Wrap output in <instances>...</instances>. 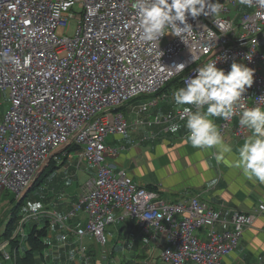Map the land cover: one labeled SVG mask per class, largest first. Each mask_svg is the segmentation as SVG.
I'll use <instances>...</instances> for the list:
<instances>
[{
    "label": "built area",
    "instance_id": "built-area-1",
    "mask_svg": "<svg viewBox=\"0 0 264 264\" xmlns=\"http://www.w3.org/2000/svg\"><path fill=\"white\" fill-rule=\"evenodd\" d=\"M211 2L220 4L218 15L186 14L190 31H173L151 42L137 29L136 0H0V91L10 99L0 120V198L8 192L18 202L48 160L61 165L58 153L75 145L81 148L79 161L95 168V174L73 212L62 217L45 213L53 224L80 244L89 235L106 248V227L128 219L138 236L152 231L153 241L163 238L162 264H223L264 205L251 214L234 213L231 229L218 233L214 225L219 211L198 197L176 204L162 201L125 171H115L106 160L105 146L108 136L127 133L121 108L153 96L173 80L180 78L184 87L209 62L216 61L225 72L233 62L254 70L237 114L219 124L221 136L237 118L234 135L242 137L245 127L239 124V113L264 109V0ZM57 9L59 15L54 14ZM69 21L76 23L72 36L66 35ZM157 103L152 99L149 108ZM195 110L192 106L154 117L147 126L181 122ZM38 214L21 217L11 240L22 242L28 219ZM72 215L83 216L85 228L69 229ZM199 229L203 234L196 233ZM66 239L62 236L56 248ZM5 248L0 245V264L18 253V247L13 254ZM89 251L88 246L79 247L82 264H92Z\"/></svg>",
    "mask_w": 264,
    "mask_h": 264
},
{
    "label": "crops",
    "instance_id": "crops-1",
    "mask_svg": "<svg viewBox=\"0 0 264 264\" xmlns=\"http://www.w3.org/2000/svg\"><path fill=\"white\" fill-rule=\"evenodd\" d=\"M174 90V88L170 89V94L174 95L172 92ZM166 96L162 95L161 99ZM143 102L144 100L132 101L121 111L130 129L124 138L116 137L120 140L119 142L115 139L107 140L108 137L105 139L106 160L115 171H125L137 185L158 193L160 199L166 203H183L193 197H198L210 208L220 212L219 221L214 225L218 233L231 229L230 218L234 213L251 214L258 210L260 204L264 205V183L254 176L250 177L245 174L240 167L236 166L239 148L251 135L247 128L242 137L234 135L238 124L237 118L232 120L222 136L224 143L231 146L232 153L225 154V158L218 161L216 159L218 150L193 147L188 140V129L177 126L179 122L163 124V126L148 127L146 125L150 128L149 130L144 126L142 129L136 128L138 125L136 122L139 120L136 119L135 111H141V108L146 105ZM191 107L192 105H178L176 110L177 112L189 110ZM203 110L206 111V107ZM161 114L149 116L146 122L148 123L154 117H164L170 112H165V115L161 112ZM209 118L214 121L217 128L223 121V118L219 117ZM93 176L88 177L84 186ZM84 186H81L79 195ZM79 195L74 198V203ZM75 206L76 203L69 207L63 205L58 211L49 213L62 217L73 212ZM39 223L40 220L34 227L40 230L46 226L47 234L42 240L43 250L35 255L38 264H82L83 259L78 250L80 246L87 245L83 244V240L80 244L72 233L66 232L58 224H53L47 215L40 225ZM124 223L118 222L115 227L118 228L119 236H122L125 233V227L133 225L131 232L123 237L124 244L121 248L123 252L127 251V254L123 253L127 261L135 258L133 252L144 250V247L147 249L144 250V254L140 255L143 256L140 263L142 260L150 259L152 252H159L160 256L164 243L163 238L153 241L152 231L146 235L132 236L134 223L130 221L128 226ZM85 225V218L81 215H72L67 222V227L72 230L75 226L85 228ZM64 235L67 237L66 243L57 249L56 246L59 245L60 238ZM1 236L3 234L0 235V245H6L5 251L10 253L9 241L1 239ZM83 239L92 242L88 246L90 248L88 257L91 258L92 264H112L111 258L116 249L114 245L100 248L89 235ZM19 250L22 255L27 250L26 245L19 244L18 254ZM157 259L160 260L159 257ZM13 261L12 259L3 264H14ZM223 264H264V211L258 215L252 226L244 230L236 249L223 260Z\"/></svg>",
    "mask_w": 264,
    "mask_h": 264
},
{
    "label": "clouds",
    "instance_id": "clouds-1",
    "mask_svg": "<svg viewBox=\"0 0 264 264\" xmlns=\"http://www.w3.org/2000/svg\"><path fill=\"white\" fill-rule=\"evenodd\" d=\"M251 4L252 0H240ZM137 29L144 41L154 42L168 33L190 31L186 14L196 18L201 14L218 15L221 7L211 0H136ZM59 15V10L54 13ZM177 22H179L178 26ZM172 29V31H168ZM19 63V61H16ZM183 65V64H182ZM254 70L241 63L233 62L230 70L216 67V61L197 69L194 78L174 93L177 105H192L185 127L188 140L193 147L216 148L218 161L231 154L232 148L224 143L216 124L209 117L229 119L236 115L235 108L246 87L253 84ZM206 106V111L203 109ZM239 124L250 130L251 135L239 148L236 166L245 174L254 176L264 183V109L254 107L239 113ZM113 217L108 216L111 221Z\"/></svg>",
    "mask_w": 264,
    "mask_h": 264
},
{
    "label": "rangeland",
    "instance_id": "rangeland-1",
    "mask_svg": "<svg viewBox=\"0 0 264 264\" xmlns=\"http://www.w3.org/2000/svg\"><path fill=\"white\" fill-rule=\"evenodd\" d=\"M234 13H235V10L232 11V15ZM75 26H76V23L74 21H69V23L67 24V28H66L67 36L73 35ZM179 88L181 87H178L177 89ZM177 89L172 91L173 94ZM168 92L169 91L165 92L167 94L162 92L163 93L162 94L159 91L156 93L157 95L154 94L153 99L158 100V103L155 106H152L150 108H149V105L151 104L152 97H140L134 100V102L139 101V100H144L143 104L146 103V105H144L141 108V111H135V114L137 115L136 119L139 120L136 122L138 123V125H136V128L142 129L144 126V128L149 130L150 128H147L146 126L147 125L146 120H148L149 116L151 115H154V114L162 115L161 112L164 113V115H165V112L166 113L170 112L171 114L173 112L175 113L177 112L176 109L178 108V105L174 101V95ZM162 95H165V96L167 95V96L161 99ZM9 103H10V99L8 97L7 92L0 91V120L3 118L9 106ZM186 121L179 122L176 125L180 127L181 126L185 127ZM160 125L163 126V123L157 124L155 126H160ZM154 128H152V130ZM128 131H130L129 128L127 130V133ZM124 137L125 135L123 137H118V138H124ZM108 139H115L118 142L120 141L114 136H108L107 140ZM80 158H81V151L78 149H71L68 156H66L63 160H61L63 164L57 165L59 166L58 170H50L51 169L50 167L47 168V165H48V162H47V164L45 165V171L40 173L39 176L37 177V181L39 182V184L27 194V197L22 201L21 207L18 208V212L16 214L18 218V217L25 216V215H28L34 212L39 213L38 215H34L32 218L28 219L27 225L24 228L25 234H24L23 241L25 240V238H27L29 232L31 231V227H34L36 223L38 224V220H40V223H41V221L45 217L44 215L45 213L58 211L59 208L63 205H66V207H69L77 203L78 199L76 200L75 203L73 202V200L75 197L79 195L81 186H84L87 183L86 180H88L89 176H92L95 174V168L89 166L84 160L79 161ZM86 186H84L83 190L85 189ZM15 205H16V200L8 192H5L0 198V235L4 233L5 225H7L10 222L11 209L15 207ZM129 222H128V219L125 220V223H124L125 226H128L127 224ZM132 226L125 227V231H124L125 233L122 236H119L118 228H116L115 225L106 227L105 236L109 242L108 246L114 245L116 248L114 251L115 254L111 258L112 264H160V262L157 259L159 257V252H152V256L150 259L142 260V262L140 263L142 258L138 256L145 253L144 250L147 249L146 247H144V250L141 249L139 251L133 252V254L135 255V258H133L132 260L127 261L124 258L123 253L127 254V251L123 252L121 250L122 245L124 244L123 237L126 234H128V232H131ZM202 232H203V229H199L197 230L196 233L201 234ZM110 235H112V237H110ZM136 235H138V232L134 226V228L132 229V236H136ZM91 243H92L91 240L83 239V244L84 245L87 244L86 247L89 246ZM21 253L22 252H20L19 254L21 255ZM187 264H191V263H187Z\"/></svg>",
    "mask_w": 264,
    "mask_h": 264
},
{
    "label": "trees",
    "instance_id": "trees-1",
    "mask_svg": "<svg viewBox=\"0 0 264 264\" xmlns=\"http://www.w3.org/2000/svg\"><path fill=\"white\" fill-rule=\"evenodd\" d=\"M181 86H182V83H181V79L179 78V79L173 80L170 83H168L164 88H162L160 90V92L161 93L162 92L165 93L166 91H169L172 88L177 89L178 87H181ZM143 97H150V96H143ZM151 97H153V96H151ZM122 110H123V108L120 109V111H122ZM71 149H78V150L81 151L80 147L75 146V145H69V146H67L66 148H64L62 151H60L58 153V155L60 156L61 160H63L66 156H68V154L70 153ZM63 153H66V155L63 156ZM62 164H63V162L61 163V165ZM49 167L51 168L50 170H58L59 169L58 168L59 166L56 165V163L53 161V159H49L47 168H49ZM43 171H45V167L42 168L40 173H42ZM44 176H45V174H44ZM36 181H37V179L35 180L33 185L29 188V190L25 193V195L18 202H16L15 207H13L11 209V213H10L11 214V220H10V222L7 225H5V231L3 233V236H1V239L9 241V243H10L9 244V250H11L12 254H13V250L16 247H18L19 244L26 245L27 250L24 251L22 255H19L17 253L16 256H13L14 264H38L37 261H36L35 255L38 252L42 251L43 248H44V243H43L42 240L46 237V234H47L46 226H44L40 230H38L36 227H31V231L29 232L27 238H25L24 241L22 240V242H19L20 239L11 240V237H12V235L14 233L16 225H17L18 221L21 219V217L17 218V215H16L17 212H18V208L21 207L22 201L27 197V194L34 187H36L39 184V182L37 181L38 182L37 183ZM16 221H17V223H16ZM138 257L143 258V256H138Z\"/></svg>",
    "mask_w": 264,
    "mask_h": 264
},
{
    "label": "bare ground",
    "instance_id": "bare-ground-1",
    "mask_svg": "<svg viewBox=\"0 0 264 264\" xmlns=\"http://www.w3.org/2000/svg\"><path fill=\"white\" fill-rule=\"evenodd\" d=\"M201 234H203V232H202ZM159 262H160V264H162V263H161V260H159Z\"/></svg>",
    "mask_w": 264,
    "mask_h": 264
}]
</instances>
